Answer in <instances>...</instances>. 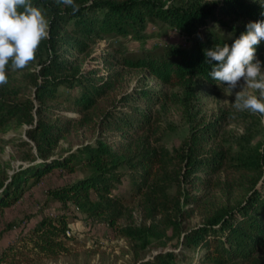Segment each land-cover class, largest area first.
<instances>
[{"label":"trees","instance_id":"1","mask_svg":"<svg viewBox=\"0 0 264 264\" xmlns=\"http://www.w3.org/2000/svg\"><path fill=\"white\" fill-rule=\"evenodd\" d=\"M32 3L51 21L49 36L41 41L48 56L39 62L38 70L29 72L34 76L31 88L34 97L27 93L18 94L16 86L12 85L14 70L11 62L6 66L8 79L3 84V90H0V130L11 122L30 126L27 135L34 142L37 154L31 164L18 168L13 175L0 174V209L15 203L24 190L54 169L74 172L81 167L89 172L49 190L50 197L62 207L71 204L90 217L109 212L111 216L107 220L112 224V215L124 204L117 189L123 176L118 169L130 160V145L125 144L126 137L141 116L138 117L137 112L115 115L102 106L100 99L115 83L113 79L117 72L101 74L100 64L109 68L115 64L142 68L162 82L185 88H192L196 83L217 85L208 76L216 62H208L205 50L216 45L231 46L233 40L246 31L245 26L249 21L264 20V3L260 0H218L205 6H195L188 2L167 4L164 0H74L79 6L75 13L71 6L56 0H32ZM158 22L185 37L187 44L166 43L142 47L131 55L117 46L113 48L116 55L115 58L111 57L114 58L113 63H109L110 57L99 54L93 56L89 60L91 65L83 70L70 59L72 53H84L90 44L100 41L103 36H130L143 42L150 35L146 33L148 24ZM210 22L214 26H210ZM215 26H218L217 29ZM256 58L264 66V42L256 46ZM60 86L68 89L79 87L81 93L63 100L58 91ZM142 95L148 97L145 91ZM65 100H71L76 106L81 113L79 119L60 111L58 105ZM76 123H94L101 135L106 131L116 134L118 142L113 144L117 140L109 143L97 137L93 142L55 157L53 152L58 141ZM197 131L190 136L188 153L182 157V173L191 186L201 183V178L194 182L197 171L212 168L222 158L218 151L208 155L210 158L201 155L200 139L202 135H210L211 130ZM236 159L240 167L249 173L246 184L241 187L243 197L233 205L216 209L194 227L186 224L189 211L178 200L168 202L164 209L171 212L166 213L163 222L172 229V236L178 237L179 248L158 250L149 256L143 252L131 264H177L185 259L193 247L203 251L202 260L214 264L257 262L256 253L264 251V152L238 156ZM159 161L156 153L145 150L143 157L135 164L141 168L140 176L144 181L152 176L154 166ZM137 187L140 189V186ZM198 200V195H190L186 202L197 203ZM67 223L64 213L54 217L42 216L27 233L23 246L11 244L1 252L0 264L29 263L30 258L25 250L51 258L68 252ZM155 228L156 225L152 224L145 230L152 237L160 238L163 232ZM141 239L146 246L149 238L144 234Z\"/></svg>","mask_w":264,"mask_h":264},{"label":"rangeland","instance_id":"2","mask_svg":"<svg viewBox=\"0 0 264 264\" xmlns=\"http://www.w3.org/2000/svg\"><path fill=\"white\" fill-rule=\"evenodd\" d=\"M164 1L167 4L188 2L195 6H205L218 0ZM260 1L264 3V0ZM209 25L214 26V23L210 22ZM146 33L150 35L143 42L130 36H103L100 41L90 44L84 53H72L70 59L83 70L91 65L89 60L99 54L110 57L109 63H113L116 56L113 48L117 46L131 55L139 52L142 47L150 48L166 43L186 45L188 41L174 29L159 22L148 24ZM47 56L40 43L35 60L28 67L12 72V85L16 86L18 94L27 93L34 97L31 89L34 76L29 72L38 70L39 62ZM100 67L101 74L117 72L113 79L115 83L111 84V88L100 99L102 106L115 115L137 112V116H141L138 123L134 122L136 125L125 141L126 145H130V160L118 169L123 176L117 192L122 195L124 204L112 215V224L107 220L111 216L109 212L90 217L71 204L62 207L50 197L49 190L71 182L76 177L87 174L89 170L81 167L74 172L54 169L45 174L39 182L24 190L15 203L0 209V254L11 244L23 246L24 241H27V233L42 216L54 217L62 213L68 221L66 236L70 250L51 258L24 249L28 252L30 261H22L21 264H131L143 252L149 256L162 249L177 250L179 239L172 236V229L163 222L167 212H171L166 211L164 205L178 200L189 211L186 224L198 226L216 209L233 205L243 197L241 187L246 184L249 173L240 167L236 158L264 152V116L237 111L233 107L236 91L257 96L258 92L243 87L230 93L226 86L205 83L185 88L162 82L142 68H127L119 64L110 68L100 64ZM0 90H3V85H0ZM58 91L63 100L81 93L79 87L68 89L60 86ZM143 91L148 94L147 98L143 97ZM58 106L67 116L76 119L81 117L71 100H65ZM29 127L11 122L0 130V174L11 176L18 168L31 164L32 158L36 156L35 144L27 135ZM96 128L94 123H76L58 141L54 156L65 155L82 144L93 142L97 137L109 143L119 139L116 134L108 131L101 135ZM202 129L204 132L211 130V134L202 135L204 138L200 139L201 155L205 158L218 151L222 158L217 165L212 166L213 169L197 171L194 182L201 178V183L191 186L182 173V157L188 153L190 136L194 131ZM117 142L118 140L113 144ZM145 150L156 153L160 161L154 166L152 176L144 181L143 176H140L141 168L135 164L143 157ZM190 195H198V202H186ZM152 224L156 225V230L163 232L160 238L152 237L145 230ZM143 233L149 238L146 246L141 239ZM202 252L193 247L185 259L177 264H214L202 260ZM256 258L259 259L257 262L246 264H264V251L256 253Z\"/></svg>","mask_w":264,"mask_h":264},{"label":"clouds","instance_id":"3","mask_svg":"<svg viewBox=\"0 0 264 264\" xmlns=\"http://www.w3.org/2000/svg\"><path fill=\"white\" fill-rule=\"evenodd\" d=\"M59 2L71 6L74 13L79 10L74 0ZM50 23L32 0H0V85L7 83L9 62L15 71L35 60L41 41L49 36ZM245 27L231 46L205 50L208 62H216L208 76L218 87L226 85L230 93L243 87L258 92L257 96L236 91L233 107L264 116V66L256 58V46L264 42V20L249 21Z\"/></svg>","mask_w":264,"mask_h":264}]
</instances>
